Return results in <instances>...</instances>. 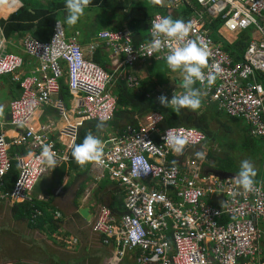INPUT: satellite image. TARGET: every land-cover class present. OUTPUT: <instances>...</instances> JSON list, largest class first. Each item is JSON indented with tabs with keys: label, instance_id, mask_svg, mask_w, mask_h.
<instances>
[{
	"label": "built area",
	"instance_id": "2783aa9c",
	"mask_svg": "<svg viewBox=\"0 0 264 264\" xmlns=\"http://www.w3.org/2000/svg\"><path fill=\"white\" fill-rule=\"evenodd\" d=\"M168 1L180 12L169 9L152 15L146 41L138 44L124 28L100 31L98 40L85 49L66 36L61 20L55 21L48 41L22 40L24 54L38 63L27 75L18 74L23 58L0 45V77L10 76L20 90L9 109L8 125L15 135L0 132V201L32 202L34 186L49 162L71 160L77 126L64 129L72 144L63 149L46 127L31 125L41 109L59 116L66 113L62 99H53L61 91V79L77 98V120H113L117 99L109 89L122 75L120 69L108 72L94 63L98 50L110 51L117 57L112 60H121L119 68L130 71L149 61L166 64L168 72L184 69V79L199 88L207 105L244 121L248 134L264 147V0ZM180 7L190 12L182 15ZM216 20L221 21L220 41L207 27ZM230 37L244 42L238 61L223 50ZM146 96L152 102L160 100L159 95ZM161 121L153 112L135 125H125L95 152L84 150L78 156L91 159L98 178L117 182L125 196V210L118 219L108 206L99 208L93 232L116 249L117 258L135 252L137 264H264L259 228L264 224L262 182L209 174L201 160L185 151L203 145L205 134L187 127L160 130ZM19 148L25 154L14 156ZM14 162L18 176L7 189Z\"/></svg>",
	"mask_w": 264,
	"mask_h": 264
},
{
	"label": "crops",
	"instance_id": "0c3cea01",
	"mask_svg": "<svg viewBox=\"0 0 264 264\" xmlns=\"http://www.w3.org/2000/svg\"><path fill=\"white\" fill-rule=\"evenodd\" d=\"M142 1L144 0H112L110 6L115 8V12L120 10L125 12L126 8H122L123 5H133L136 2L142 4ZM151 1L154 2L157 8H161L165 12L169 9H172L174 14L180 12V9L173 10L168 0ZM47 2L48 0H0V45L3 44L6 51L23 58L24 65L18 73L20 76L27 75L30 70L38 65L36 61L24 54L22 40L31 35L46 39L50 36V32L42 30L43 35H40L41 33L39 34L36 31L38 22L34 21V25L29 32H11L9 30L10 33L5 34L1 21H6L10 15L21 8L24 9L27 6L31 10L32 5L36 7L35 3H39L41 7H44L47 6ZM70 6L65 11L58 12V9H56L53 14L58 13V16L60 15L59 20L64 24L66 36L76 38L85 49L96 37L88 27L97 21H103L110 26L107 29L127 28V22L119 19L118 16L112 17L110 14L106 16L103 11L99 14L100 8L89 9L88 7L79 6L70 8ZM143 38L140 40H143ZM235 41H238V39L230 37V45L234 44ZM239 42L244 44V42ZM97 55L100 59L101 55L103 58L106 57L110 63V66H105L106 71L114 72L120 69L118 73L122 75V79L131 78L135 81V88L142 84L148 92L163 89L167 94H170L175 88H178L184 94L189 96L191 94L190 91H186L184 69L179 68L174 74H168L166 70L160 71V68H158L157 72H161V77L157 78L155 74L151 73V62L137 65V69L134 68L133 71L128 72L124 68H119L121 62L119 58L117 59V65L111 62L113 55L110 51H99ZM180 79L182 80V87H180ZM19 94L18 84L10 76L0 77V132H7L10 137L15 135V130H12L11 126L8 125L9 109L11 103L19 97ZM194 94L195 96L200 95L196 92ZM53 99H62L66 106V113L59 116L50 109H41L34 116L31 125L34 129L46 127L49 137L58 141L57 146L64 149L72 144V141L70 142L63 134L64 129L68 126H77L79 129L84 122L77 120L74 116L77 98L69 94L66 89L61 88L59 94L54 96ZM214 132L217 133L215 130ZM232 132L234 130L227 134ZM103 135L104 133H100L98 138L100 139ZM18 154L23 155L25 151L22 148L15 149L14 156ZM189 157L200 160L191 151ZM71 166V162L67 164L49 162L46 176L54 183L52 190L50 189L51 197L40 196L33 203L25 204L30 205L32 210L29 211L25 206L15 205L7 201L0 202V264H137L135 252L127 253L124 258H117L116 249L113 246L104 245L101 238L91 230V223L98 207L106 203L109 205L114 195H116V200L122 197L119 188L110 181L106 185H101V181L97 180V174L94 173L92 165L88 166L87 163H81V167L74 166L73 169L70 168ZM16 169L18 171L17 165ZM16 169L11 176L9 175V188L13 186L16 180L18 174ZM14 173L15 177L13 176ZM225 173L241 180L245 179L231 172ZM55 180H58V183H55ZM82 188H85L84 192H80ZM114 188L115 191H111ZM116 189H118V193H116ZM103 200L106 203H103ZM81 207L88 208L87 219L78 214L77 209ZM42 208L45 209V212L41 210ZM37 211H40V215H37ZM34 214L37 215L36 218H34Z\"/></svg>",
	"mask_w": 264,
	"mask_h": 264
},
{
	"label": "trees",
	"instance_id": "16d2710c",
	"mask_svg": "<svg viewBox=\"0 0 264 264\" xmlns=\"http://www.w3.org/2000/svg\"><path fill=\"white\" fill-rule=\"evenodd\" d=\"M2 1V0H1ZM112 0H74L70 6L71 7H88L91 8H100L101 11L107 14H110L112 17H117L119 19H122L123 21H126L127 29L132 34V39L134 44L143 43L146 41L147 37V29L146 24L149 18L156 14V13H162L165 14L166 12L161 9L157 8V6L154 4V2L150 1L149 7L147 4L140 5L139 2L132 4H125L122 6V8H126V11L124 12H114L113 14L108 13L112 9L110 6V2ZM145 1V0H144ZM64 0H48L47 6H42L39 3H35L34 7L31 6V10L28 9L26 6L24 9H19L16 11V13L9 16V18L6 21H1V24L4 26V32L5 34L10 33L14 31H20V32H29L32 27L34 21L38 22L37 25V32H39L40 35H43L42 30H47L50 32V36L53 30V25L55 21L59 20L60 15L58 16V13L53 12L58 9L59 11H65L68 9V6ZM182 15H186L190 12V10L186 7H183L181 9ZM62 13V12H61ZM221 21L216 20L212 21L211 24H208V29L210 30V35L215 41H220L221 38H219L217 31L220 27ZM116 29H109V30H118ZM123 29V28H122ZM50 36L46 39H41L40 37L36 36H26V37H33L36 40H40L41 42L48 41ZM144 37V38H143ZM143 38V40H140ZM238 39V38H237ZM240 39L242 41L244 40V36H242ZM240 41V40H239ZM239 41H235L234 44L228 46L227 44L223 43V50L225 53H227L233 61H238L240 58L242 49L244 48V44L240 43ZM101 52V50H98L96 54L93 57L94 63L98 64L101 68L105 69L104 65L101 66V63L103 62V57L101 55V60L99 56L97 55L98 52ZM151 62V73L155 74L157 78L161 77L160 71H167V66L164 63L161 62ZM160 66V67H159ZM158 68H160V71L157 72ZM106 70V69H105ZM60 86L62 89H66L64 85V79L60 80ZM194 84H189L186 87V91H190L191 94L189 96L190 101L183 107L180 106L179 103H175L174 105L170 106L168 105V101L164 100L162 104H154V102L147 100L146 95H148L150 92H148L142 84L139 85L137 89L129 88L125 82H116L114 89L112 91V94L116 97V111L114 113V117L112 121L109 122H99V121H87L84 123V125L80 128L77 141L74 145V148L71 152L72 166L70 167L73 169L74 166L81 167V161L77 160L78 155L87 147V144L90 140V138L93 135H99L100 133H104L107 135L108 133H115L119 132L120 130L125 127L127 124H137V121L140 119H143L145 116H147L150 113L157 112L162 117V121L159 124L160 130H165L170 127H187V128H194L197 130L202 131L206 136V141L208 140H215L216 133L214 132V129L211 127L212 123L216 124V127L219 131L223 132H230L234 130V132L240 133L243 138V141L239 144V146L242 148V151H240L239 155L241 154L242 157L244 156V162L241 167L239 168V172L241 173L242 178H249L251 181H253L250 178L251 172L259 167L262 164V159L264 157V151H262L261 147V156L260 154L257 156H254L253 153V147H256V143H254V140L256 138H252L248 132L246 126H244L243 122L239 119H230L226 118L220 121L219 119V112L216 111V107H210L205 106L203 102H200L199 104H195L194 101L198 99L197 96H195L194 92L199 94L198 87ZM67 90V89H66ZM242 123V125L234 127L233 125H238V123ZM240 128V131L239 129ZM259 140V139H258ZM209 156V155H208ZM209 159L212 160H218L216 157H209ZM255 162H251L254 161ZM222 161L226 163L225 167L219 166V163ZM217 168L221 170H225L226 172L233 171L232 164L230 163L227 156H224L222 160H219L217 163ZM16 169V163H13V169L11 174ZM17 171V169H16ZM235 172V171H233ZM18 173V171H17ZM9 175L7 176V188H9ZM15 177V173L13 174ZM18 176V174H17ZM17 178V177H16ZM82 189L80 190V192ZM116 193H118V190L116 189ZM20 206H25L26 209L32 210L30 205L27 206L25 204H21ZM110 208L115 210L118 214L123 211V205H122V197H119L118 200H116V195L112 196L111 202L109 204ZM41 208V207H40ZM42 211L45 212V209L42 208Z\"/></svg>",
	"mask_w": 264,
	"mask_h": 264
},
{
	"label": "rangeland",
	"instance_id": "374dc122",
	"mask_svg": "<svg viewBox=\"0 0 264 264\" xmlns=\"http://www.w3.org/2000/svg\"><path fill=\"white\" fill-rule=\"evenodd\" d=\"M142 4H147L149 7L150 1L149 0H145L142 1ZM140 4V5H142ZM99 14H101V10H99ZM115 12V8L112 7V9L110 10V12L113 14ZM117 12H123V11H117ZM116 12V13H117ZM110 28V26L106 25L105 22L103 21H97L95 24H93L92 26L88 27L89 30H91L94 33V36L97 34L98 31L102 30V29H107ZM95 40H98L97 38ZM117 57H113L112 59H116ZM101 60V59H100ZM111 62L113 64L116 63L115 60H111ZM110 66V63L108 62V60L105 58H103V62L101 63V66ZM139 65H143V64H139ZM138 66H135L134 68L137 69ZM160 67V66H159ZM128 72H131L133 70H129V69H125ZM137 79V78H136ZM138 80V79H137ZM136 80L137 84L138 81ZM121 82H125L127 84V86L129 88H135V81H133L131 78H124L121 80ZM180 83V87L182 86V80L180 79L179 81ZM140 84V83H139ZM262 84H264V81H262ZM113 87H114V83L111 85L110 87V92L113 91ZM165 90L160 89L159 90V96L163 97L165 96L164 94ZM67 99V98H66ZM189 102V99H188ZM197 102V101H196ZM210 107H214V105H211ZM220 119V121H222L223 119H225V116L223 114H219L218 116ZM242 125V123H238V125H233L234 127ZM215 131H217L216 135H215V140H208L205 142V144H203L201 147L193 149L191 152L196 154L197 157L204 163V167H209L210 169H215V170H220L219 168H217V162L219 160H222L224 158V156H227L230 163L232 164V169L233 171H229L232 174H237V175H241V173L238 171L239 168L241 167V162L243 165L244 162V156L242 157V155L240 153V151H242V148L239 146V144L243 141L242 135H241V131L240 128L239 131L240 133L237 135V132H232L230 134H227L228 132H223V131H219L218 128L216 127V124L212 123L211 126ZM254 143H256V147H253V153L254 156H258L260 154L261 156V147H263V142L255 139ZM264 150V147L262 149V151ZM209 155V156H208ZM209 157H216V160L214 162V160L209 159ZM214 162V163H213ZM251 162H255L251 161ZM219 166L221 167H225L226 163L222 161L219 163ZM223 172H226L225 170H221ZM250 178L254 181H261L262 182V187L264 190V165H260L259 167H257L256 169H254L251 174H250ZM108 182H102L101 185H106ZM103 203H106L105 200H103ZM259 228L261 229L262 232V238H261V245H262V258L264 259V224L259 225Z\"/></svg>",
	"mask_w": 264,
	"mask_h": 264
},
{
	"label": "clouds",
	"instance_id": "9594fccd",
	"mask_svg": "<svg viewBox=\"0 0 264 264\" xmlns=\"http://www.w3.org/2000/svg\"><path fill=\"white\" fill-rule=\"evenodd\" d=\"M65 1V0H64ZM74 1V0H73ZM72 1V2H73ZM71 2V3H72ZM65 3L67 4V2L65 1ZM70 3V4H71ZM67 5H69V4H67ZM124 29V28H123ZM125 29H127V28H125ZM103 30H109V29H103ZM103 30H100V31H103ZM128 30V29H127ZM99 31V32H100ZM98 32V33H99ZM98 33L96 34V37H97V35H98ZM96 37H95V39H96ZM50 39V38H49ZM95 41V40H94ZM93 41V42H94ZM102 51V50H101ZM27 56V55H26ZM32 59V58H31ZM150 62V61H149ZM148 63V62H147ZM109 72V71H108ZM167 73L168 74H174L173 72H168V70H167ZM119 81V80H118ZM117 81V82H118ZM121 82V81H120ZM116 83V82H115ZM189 84H193V83H188V82H186V87L189 85ZM115 85V84H114ZM182 87V86H181ZM196 87V86H195ZM138 88V87H137ZM137 88H133V89H137ZM67 89V88H66ZM176 90H177V92H176ZM198 91H199V94H200V90H199V88H198ZM159 95V91H157V90H155V91H152V92H150L148 95H150V96H152V95ZM164 94H165V92H164ZM198 97V99L196 100L197 101V103H196V101H194V103L195 104H199V106H200V102H203V104L207 107V106H211V105H207L205 102H204V100L202 99V96H201V94L199 95V96H197ZM146 98H147V96H146ZM188 99H189V95H187V94H184L183 92H182V90L181 89H178V88H175L174 90H173V92L172 93H170V94H165V96H163V97H160V100L158 101V103H156V102H154V104H162V102H164V100H166V101H168V105H170V106H172V102H173V105L175 104V103H179V105L180 106H182L181 104H180V102L182 101V100H186V104L188 103ZM147 100H149V101H151L150 99H147ZM189 101H190V99H189ZM185 104V105H186ZM185 105H183V107L185 106ZM117 107V106H116ZM214 107H216V106H214ZM217 111V110H216ZM217 112H219V111H217ZM220 114H221V112H219ZM151 114V113H150ZM149 115V114H148ZM147 115V116H148ZM146 117V116H145ZM226 117V116H225ZM227 118V117H226ZM140 120H142V119H140ZM139 121V120H138ZM242 121V120H241ZM87 122V121H86ZM106 122H109V121H106ZM243 122V124H244V126H247L246 124H245V122L244 121H242ZM85 123V122H84ZM84 123H83V125H84ZM81 128V127H80ZM80 128H79V130H80ZM79 134V133H78ZM117 134V132H115V133H108L107 135H103V136H101V138L99 139L98 138V136L97 135H93L91 138H90V140H89V142H88V144H87V147L84 149V150H89L91 153H93V152H95V150L98 148V147H100L101 146V144L103 143V142H105L109 137H111V136H113V135H116ZM78 138V137H77ZM93 138V140H91ZM99 139V140H98ZM98 140V142H96ZM77 141V140H76ZM76 141L74 142V145H75V143H76ZM205 142H206V139H205ZM205 142H204V144H205ZM74 145H73V148H74ZM202 146V145H201ZM201 146H199V147H201ZM199 147H197V148H199ZM73 148H72V150H73ZM263 148V147H262ZM193 149H196V148H186L185 149V151H188L187 152V155L186 156H188L189 155V152L190 151H192ZM72 150H71V152H72ZM83 150V151H84ZM82 151V152H83ZM264 151V150H263ZM81 152V153H82ZM80 153V154H81ZM79 154V155H80ZM78 155V156H79ZM77 160H79V161H81L82 163H87L88 164V166H90L91 165V163H92V160L91 159H84V160H82V159H79L78 157H77ZM72 161V157H71V160L69 161V162H71ZM83 161H85V162H83ZM69 162H60V163H69ZM262 165H264V157H263V159H262ZM203 167H204V163H203ZM204 168H206V167H204ZM79 169H81V168H79ZM82 170V169H81ZM206 170H208V173L210 174V173H212L210 170H215V169H210L209 167H207V169ZM223 172V171H222ZM213 174V173H212ZM44 175H47V172L44 174ZM214 175V174H213ZM233 176V175H232ZM99 176L97 175V180H99V181H101V183L102 182H112V183H114L118 188H119V190L121 191V193H122V205H123V211H121L119 214L115 211V210H113L112 208H110V206L109 205H107V203L106 204H101L99 207H98V210H99V208L101 207V206H104V205H106V206H108V208L111 210V212H112V215L116 218V219H118L119 218V216H121L123 213H124V210H125V208H124V198H125V196H124V193H123V191H122V189L120 188V186L118 185V183L117 182H115V181H112V180H110V179H108L107 177L106 178H98ZM218 178V177H217ZM13 187V186H12ZM11 187V188H12ZM11 188H7V189H11ZM102 188V187H101ZM84 189L85 188H82V191L81 192H84ZM118 190V189H117ZM111 191H115V188L114 189H111ZM98 192V190L96 191V193ZM32 197H33V195H32ZM40 198V197H39ZM35 200H37V199H35L34 197H33V201L32 202H12V201H7V202H10V203H13V204H18V205H21V204H27V203H29V204H31V203H33ZM0 202H4V201H0ZM110 204V203H109ZM82 208V207H81ZM86 208V207H85ZM79 209V208H78ZM78 209H77V211H78ZM98 210H97V212H96V215H97V213H98ZM38 213H40V211H37V215H40V214H38ZM79 214V213H78ZM37 215H35L34 214V218H36L37 217ZM96 215H95V217H96ZM59 217H60V215H59ZM95 217H94V219L92 220V223H91V230H92V228H93V223H94V220H95ZM92 232H93V230H92ZM94 233V232H93ZM94 234H96V233H94ZM96 235H98L100 238H101V240H103V238H102V236H100L99 234H96ZM103 243V242H102ZM105 245V244H104ZM111 246V245H110ZM115 254H116V252H115ZM117 256V255H116Z\"/></svg>",
	"mask_w": 264,
	"mask_h": 264
},
{
	"label": "water",
	"instance_id": "95a60500",
	"mask_svg": "<svg viewBox=\"0 0 264 264\" xmlns=\"http://www.w3.org/2000/svg\"><path fill=\"white\" fill-rule=\"evenodd\" d=\"M216 177L223 179V178H230L232 175L222 172L220 170H210ZM55 183H58V180H55ZM53 181L47 177L46 175H43L41 178H39V180L36 182L32 195L35 199H38L40 196L43 197H51V190H52V185H53ZM51 189V190H50ZM78 213L79 215L84 218L87 219L88 214H89V210L88 208L82 207L78 209Z\"/></svg>",
	"mask_w": 264,
	"mask_h": 264
},
{
	"label": "bare ground",
	"instance_id": "6f19581e",
	"mask_svg": "<svg viewBox=\"0 0 264 264\" xmlns=\"http://www.w3.org/2000/svg\"><path fill=\"white\" fill-rule=\"evenodd\" d=\"M56 192V191H55ZM57 193V192H56Z\"/></svg>",
	"mask_w": 264,
	"mask_h": 264
}]
</instances>
